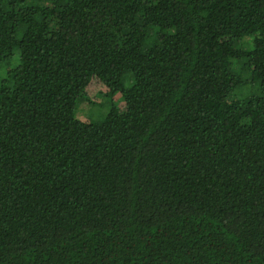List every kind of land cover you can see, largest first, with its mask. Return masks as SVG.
Returning a JSON list of instances; mask_svg holds the SVG:
<instances>
[{"label": "trees", "instance_id": "obj_1", "mask_svg": "<svg viewBox=\"0 0 264 264\" xmlns=\"http://www.w3.org/2000/svg\"><path fill=\"white\" fill-rule=\"evenodd\" d=\"M0 264H264V0H0Z\"/></svg>", "mask_w": 264, "mask_h": 264}, {"label": "rangeland", "instance_id": "obj_2", "mask_svg": "<svg viewBox=\"0 0 264 264\" xmlns=\"http://www.w3.org/2000/svg\"><path fill=\"white\" fill-rule=\"evenodd\" d=\"M252 92H256V87L248 86L246 87L240 94H250ZM89 106L86 102H81L77 109V117H79L81 120L82 118H85L87 112H88ZM102 109H98V106H95L91 112V121L97 122L102 117Z\"/></svg>", "mask_w": 264, "mask_h": 264}]
</instances>
